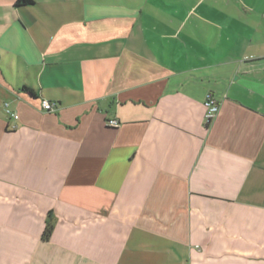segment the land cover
<instances>
[{
	"label": "crops",
	"instance_id": "0c3cea01",
	"mask_svg": "<svg viewBox=\"0 0 264 264\" xmlns=\"http://www.w3.org/2000/svg\"><path fill=\"white\" fill-rule=\"evenodd\" d=\"M16 1L0 264H264V0Z\"/></svg>",
	"mask_w": 264,
	"mask_h": 264
},
{
	"label": "built area",
	"instance_id": "2783aa9c",
	"mask_svg": "<svg viewBox=\"0 0 264 264\" xmlns=\"http://www.w3.org/2000/svg\"><path fill=\"white\" fill-rule=\"evenodd\" d=\"M203 105H204V116H205V119L208 121H211L212 118L216 115L217 113V110H218V101L211 95H207L204 99V102H203ZM41 107L43 110L45 111H53L55 110L56 106H55V103L53 102H50L48 100H45V99H42L41 100ZM5 112L12 118H18V115L12 111H10L9 109H5ZM108 125L110 126H117L118 125V121L116 120H109L108 122Z\"/></svg>",
	"mask_w": 264,
	"mask_h": 264
},
{
	"label": "trees",
	"instance_id": "16d2710c",
	"mask_svg": "<svg viewBox=\"0 0 264 264\" xmlns=\"http://www.w3.org/2000/svg\"><path fill=\"white\" fill-rule=\"evenodd\" d=\"M32 2H33L32 0H17L16 4L26 5V4H31ZM23 89L29 94H31V96H34V97L36 96V94L33 91H31L29 88L24 86ZM52 229H53V223H52V219L50 217V212H49L48 218L46 219V222H45V227L42 232L43 239L47 240L50 237Z\"/></svg>",
	"mask_w": 264,
	"mask_h": 264
}]
</instances>
